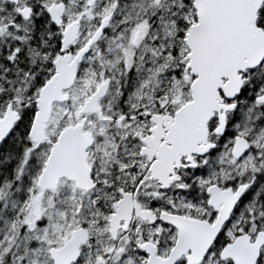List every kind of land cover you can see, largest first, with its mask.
<instances>
[{"label":"snow or ice","instance_id":"obj_1","mask_svg":"<svg viewBox=\"0 0 264 264\" xmlns=\"http://www.w3.org/2000/svg\"><path fill=\"white\" fill-rule=\"evenodd\" d=\"M0 264H264V0H0Z\"/></svg>","mask_w":264,"mask_h":264}]
</instances>
